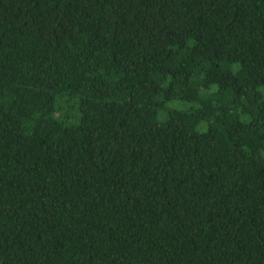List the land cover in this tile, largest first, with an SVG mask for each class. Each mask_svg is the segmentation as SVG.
Instances as JSON below:
<instances>
[{
	"label": "trees",
	"instance_id": "obj_1",
	"mask_svg": "<svg viewBox=\"0 0 264 264\" xmlns=\"http://www.w3.org/2000/svg\"><path fill=\"white\" fill-rule=\"evenodd\" d=\"M0 264H264V0H0Z\"/></svg>",
	"mask_w": 264,
	"mask_h": 264
},
{
	"label": "rangeland",
	"instance_id": "obj_2",
	"mask_svg": "<svg viewBox=\"0 0 264 264\" xmlns=\"http://www.w3.org/2000/svg\"><path fill=\"white\" fill-rule=\"evenodd\" d=\"M67 107V109H66ZM55 109H57L59 115L63 114L64 116L68 115L69 114V107L66 106V103L64 102V100H62L60 103H58L55 107ZM68 110V111H67ZM153 125L155 126V130L160 133L161 132V122L160 120L158 119L157 121L153 122Z\"/></svg>",
	"mask_w": 264,
	"mask_h": 264
}]
</instances>
